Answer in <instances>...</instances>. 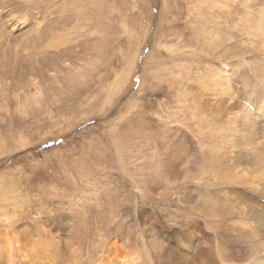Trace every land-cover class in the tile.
Here are the masks:
<instances>
[{
    "label": "rangeland",
    "instance_id": "obj_1",
    "mask_svg": "<svg viewBox=\"0 0 264 264\" xmlns=\"http://www.w3.org/2000/svg\"><path fill=\"white\" fill-rule=\"evenodd\" d=\"M232 1L0 0V264H100L124 247L133 264L250 263L264 185L235 159L232 112L264 103V0Z\"/></svg>",
    "mask_w": 264,
    "mask_h": 264
},
{
    "label": "bare ground",
    "instance_id": "obj_2",
    "mask_svg": "<svg viewBox=\"0 0 264 264\" xmlns=\"http://www.w3.org/2000/svg\"><path fill=\"white\" fill-rule=\"evenodd\" d=\"M225 1V0H224ZM229 1H232V0H229ZM234 1V0H233ZM232 1V2H233ZM236 1V0H235ZM243 0H241L240 2H242ZM248 2V1H247ZM246 2V3H247ZM221 3V2H220ZM227 3H230V2H227ZM245 3V2H244ZM230 5V4H229ZM228 5V6H229ZM245 6V5H244ZM222 7V6H221ZM224 7V6H223ZM230 7H232V6H230ZM225 8H226V6H225ZM233 8V7H232ZM236 8V7H235ZM231 9V8H230ZM221 10V9H220ZM233 10V9H232ZM231 10V11H232ZM235 11V10H234ZM233 11V12H234ZM260 11V10H259ZM222 12V11H221ZM238 12V11H237ZM236 13V12H235ZM231 14V13H230ZM229 15V13L227 14V16ZM236 16H238V15H236ZM235 16V17H236ZM248 16V15H247ZM231 17V16H230ZM233 17H234V15H233ZM239 18V17H238ZM236 19H237V17H236ZM205 21V20H204ZM232 21V20H231ZM202 22V21H201ZM200 22V23H201ZM205 23V22H204ZM204 23H202V24H204ZM236 23V22H235ZM238 24V23H237ZM237 24H236V26H237ZM250 25V24H249ZM210 27V26H209ZM212 27V26H211ZM201 28V27H200ZM203 28V27H202ZM60 29V28H59ZM205 29V28H204ZM209 29V28H208ZM201 31V30H200ZM199 31V33H201V32H204L205 33V31H207V33H208V30L206 29L205 31H201L200 32ZM203 33V34H204ZM206 33V34H207ZM205 34V35H206ZM211 34H212V36H214L215 38H213L212 36H211ZM218 35V34H217ZM204 36V35H203ZM224 37V36H223ZM5 38H7V37H3V40L5 39ZM57 38V37H56ZM204 38V37H203ZM206 39V38H205ZM221 39V38H220ZM226 40V39H225ZM200 41V40H199ZM222 42V40H219L217 37H216V34H215V32L214 31H211V33H209V35H208V37H207V39L204 41L205 43H207L208 44V46H211V47H215V48H212V49H215V51L217 52V50H219L220 51V53L222 54V55H218V58H219V56H221V57H223V58H226V57H228V55L230 54V52H231V50L229 49V48H226V47H223V46H225V45H227V43L225 44V42ZM260 42V41H259ZM233 43V42H232ZM219 46H222L223 48H220L219 49ZM206 47H207V45H206ZM255 47V46H254ZM252 48H253V46H252ZM211 49V50H212ZM258 49H260V48H258ZM213 51V50H212ZM212 51H209V52H212ZM214 51V53H216ZM234 52V51H233ZM217 54H218V52H217ZM214 55V54H213ZM215 56V55H214ZM222 60V59H221ZM221 60H219V61H221ZM216 61V60H215ZM218 61V62H219ZM227 60L226 61H223V62H221V66L219 67V70H221L222 69V67L225 69V68H227L228 66L226 65L227 64ZM223 63V64H222ZM17 65V64H16ZM4 66V65H3ZM16 67V66H15ZM233 68V67H232ZM235 69V68H234ZM226 70V69H225ZM234 71V70H233ZM172 72V71H171ZM211 73H212V71H210ZM217 72V71H216ZM220 73V72H219ZM222 73V72H221ZM264 73V72H263ZM224 73H222V75H223ZM229 74V73H228ZM211 75V74H210ZM225 75V74H224ZM223 75V76H224ZM262 75V74H261ZM226 76H227V74H226ZM226 76H224V77H226ZM209 77V76H208ZM207 77V78H208ZM263 78H264V75H263ZM219 79V78H218ZM222 79V78H221ZM224 79V78H223ZM222 79V80H223ZM235 79V78H234ZM220 81V80H219ZM224 83V82H223ZM194 84V83H193ZM228 85V84H227ZM241 85V84H240ZM84 86V85H83ZM195 86V85H194ZM224 86V85H223ZM256 88H254V90L255 91H260V90H262V91H264V86L261 88L260 86H255ZM222 88V87H221ZM226 88V87H225ZM223 89H224V87H223ZM220 91V90H219ZM226 92V91H225ZM224 92V93H225ZM52 93V92H51ZM228 93V92H227ZM219 94H221V92L219 93ZM262 95V94H261ZM260 95V96H261ZM225 96V95H224ZM216 100V99H215ZM222 100H223V98H222ZM221 100V101H222ZM225 100V99H224ZM231 100H234L233 98H231ZM227 101V100H226ZM219 103V102H218ZM225 103V102H224ZM230 103H231V101H230ZM223 104V103H222ZM230 105V104H229ZM241 105V104H240ZM239 104H237V105H235L236 107H239V109H237L235 112H232L233 113V116H234V118H235V120H236V124L238 123L239 124V126L240 127H238V128H240L239 129V134H237V137L236 138H238L239 137V139H240V143H241V145H245V147L243 148V150L239 153V155L237 154V155H235V159H239V158H245V160L246 161H248V162H250L251 163V161H252V164L254 163L255 164V167H256V171H258L259 172V175H260V177L258 178V180L257 181H262V183H261V185H264V150L263 149H260L258 146H256L254 143H256L254 140H255V138H257V137H260L259 135H257V132H256V130H258V129H261V132H264V119H262V118H264V103H263V100L262 101H258V102H256V105H254V104H252L253 106H251L248 102L247 103H245L244 104V106H247L248 108H245L244 106H240ZM19 106V105H18ZM231 107H233V106H231ZM228 108H229V106H228ZM221 109V108H220ZM217 110V109H216ZM230 110H232V109H230ZM228 111V110H227ZM26 114V113H25ZM230 114H231V112H230ZM231 116V115H230ZM217 117V116H216ZM232 117V116H231ZM233 122V121H232ZM262 123V124H261ZM237 124V125H238ZM213 125V124H212ZM236 125V126H237ZM218 127V126H217ZM234 128V127H233ZM230 129L228 128V131H229ZM227 131V132H228ZM232 132V131H231ZM227 136V135H226ZM231 137H233V136H231ZM262 137L264 138V133H263V135H262ZM261 137V138H262ZM258 139H260V138H258ZM180 141V140H179ZM256 141H258L259 143H260V141L259 140H256ZM219 142V141H218ZM179 143V142H178ZM181 143V142H180ZM264 144V143H263ZM178 145H180V144H177V146ZM183 145V144H182ZM181 145V146H182ZM240 145V146H241ZM243 145V146H244ZM175 146H176V144H175ZM176 146V147H177ZM262 146V145H261ZM183 147H185V146H183ZM187 147V146H186ZM242 147V146H241ZM264 147V146H263ZM170 149V148H169ZM176 149V148H175ZM187 149V148H186ZM185 149V150H186ZM223 149H224V147H223ZM222 149V150H223ZM240 149V148H239ZM182 150V149H181ZM185 150H184V152H185ZM179 151V150H178ZM238 152V151H237ZM185 154H186V152H185ZM189 155V154H188ZM234 157V156H233ZM187 158V157H186ZM232 158V157H231ZM229 160V159H228ZM234 160V159H233ZM242 161V160H241ZM234 162V161H233ZM230 163V162H229ZM244 163V162H243ZM235 164V163H234ZM237 165V164H236ZM239 165V164H238ZM241 165V164H240ZM257 165H259L258 167H257ZM233 166V165H232ZM175 168V167H174ZM218 168V167H217ZM172 169V168H171ZM228 170V169H227ZM222 172V171H221ZM235 172V171H234ZM241 174V173H240ZM222 176V175H221ZM243 176V175H242ZM244 178V177H243ZM183 179V178H182ZM232 179H234V178H232ZM248 179V178H247ZM246 179V180H247ZM237 181H238V179H237ZM243 181V180H242ZM232 183V182H231ZM230 183V184H231ZM235 183V182H234ZM233 183V184H234ZM238 183H240V182H238ZM236 184V183H235ZM261 185L260 184H256L255 186H256V188H255V186L253 187L254 189H257V188H259V186L261 187ZM263 187V186H262ZM258 190H262V191H264V188H260V189H258ZM258 190H257V193H259L258 192ZM234 191V190H233ZM255 191V190H254ZM203 195V194H202ZM201 199L199 200V202L201 201V202H203V203H207V207H209L210 208V212L211 213H213V211H212V209H214V210H216V212H217V214H218V216H221L222 214H227L229 211V209H231V210H234L235 209V207H233V206H231L230 207V204H227V203H225V202H218V201H210V200H208V199H205V198H203V197H200ZM264 198V197H263ZM226 201V200H225ZM199 202H197V203H199ZM234 202V201H233ZM241 202V201H240ZM244 202V201H243ZM200 204V203H199ZM205 205V204H204ZM240 206V205H239ZM199 207V206H198ZM200 207H202V205H200ZM206 207V208H207ZM260 207V206H259ZM264 207V206H263ZM252 209V208H251ZM236 210V209H235ZM200 211V210H199ZM216 212L214 213V214H216ZM232 213V212H231ZM234 214V213H233ZM212 216V215H211ZM227 216V215H226ZM255 216H256V218H257V221H260L262 224L261 225H263L264 226V209H259L256 213H255ZM216 217V215H214V218ZM225 217V216H224ZM255 218V219H256ZM226 220V219H225ZM216 221V220H215ZM223 222V221H222ZM232 222H234V221H232ZM239 222V221H238ZM241 222V221H240ZM224 223V222H223ZM228 223H229V226L227 225L226 226V228L227 227H230V222L228 221ZM227 223V224H228ZM259 223V222H258ZM218 224H221V223H218ZM237 224V223H236ZM236 224H234V225H232V227L233 228H235L236 227ZM222 225V224H221ZM226 225V224H225ZM240 225V224H239ZM191 226V225H190ZM220 226V225H219ZM206 227H207V225H206ZM222 227V226H221ZM208 228V227H207ZM224 228V227H223ZM240 228V227H239ZM256 228V227H255ZM225 229V228H224ZM253 229V228H252ZM264 229V228H263ZM262 229V230H263ZM245 230V229H244ZM242 228H240V231H241V236H242V238L244 239V241L246 240V238H247V236L246 235H244L243 234V231H244ZM248 230V229H247ZM207 231H208V229H207ZM217 231V230H216ZM221 231H224L223 229L221 230ZM264 231V230H263ZM188 232V231H187ZM204 232V231H203ZM207 233V232H206ZM218 233V232H217ZM220 233V232H219ZM246 233V232H245ZM202 234V233H201ZM224 234V233H223ZM261 234V233H260ZM259 234V235H260ZM222 235V234H221ZM171 236V235H170ZM199 236V235H198ZM256 236V235H255ZM261 236H262V234H261ZM226 237V236H225ZM260 237V236H259ZM221 238V237H220ZM164 239V238H163ZM191 239V238H190ZM162 240V239H161ZM236 241V240H235ZM162 242V241H161ZM204 242V241H203ZM203 244V243H202ZM243 244V243H242ZM244 244H249V243H244ZM35 245V244H34ZM211 245V244H210ZM253 245V244H252ZM161 246V245H160ZM164 246V245H163ZM170 246V245H169ZM168 246V247H169ZM38 247V246H37ZM167 246H165V248H166ZM171 247V246H170ZM203 247V246H202ZM245 247H247V246H245ZM41 248V247H40ZM129 249V248H128ZM162 249V248H161ZM168 249V248H167ZM172 250L174 249V248H171ZM203 249H204V247H203ZM249 249V248H248ZM248 249H246V250H248ZM253 249V248H252ZM131 250V249H130ZM129 250V251H130ZM170 250V249H169ZM175 250V249H174ZM229 250V249H228ZM40 251V250H39ZM43 251V250H42ZM128 250H126V248L124 247V252L122 253V255L120 256V258L118 259L117 258V260L116 259H114V257L112 258V259H109V257H111V254L110 253H107V254H105V255H101L102 257L99 259V261H102V263L105 261H107L106 263L107 264H119L120 262H121V259L124 257V259L122 260V262H121V264L123 263V264H133L134 263V261L136 260V254L135 253H130ZM166 251V250H165ZM171 251V250H170ZM169 251V252H170ZM195 251H197V249L195 250ZM194 251V252H195ZM205 251H206V248H205ZM208 251V250H207ZM13 252V251H12ZM45 252V251H44ZM168 252V253H169ZM177 252V251H176ZM228 252H231L230 250L228 251ZM240 252V251H239ZM242 252H244V251H242ZM264 252V246H261V245H259V246H257L256 247V249L255 250H248V257L247 258H249L248 260H251L250 261V263L249 264H258V262L260 263V264H264V255L262 254V256H260V258H259V261L257 262H255V260H254V258H256L260 253H263ZM28 253H30V254H28ZM26 252V251H24L23 252V254H20V255H22L23 256V258H25L27 261H28V264H36L37 263V261L36 260H34V257L35 256H31V253H33V251H29V252ZM41 253V252H40ZM167 253V252H166ZM232 253V252H231ZM245 253H246V251H245ZM10 254V253H9ZM196 254V253H195ZM205 254V253H204ZM209 254V253H208ZM211 254V253H210ZM228 254H230V253H228ZM244 254V253H243ZM247 254V253H246ZM38 255V254H37ZM164 255H166V254H164ZM168 255V254H167ZM166 255V256H167ZM206 255V254H205ZM232 255V254H231ZM245 255V254H244ZM17 256V255H16ZM161 256V255H160ZM165 256V257H166ZM178 256H181V254H178ZM214 256V255H213ZM1 257V256H0ZM38 257V256H37ZM36 257V258H37ZM164 257V256H163ZM162 257V258H163ZM169 257V256H168ZM167 257V259H169ZM172 257V256H171ZM175 257V256H174ZM206 257H208V256H206ZM212 257V256H211ZM210 257V258H211ZM229 257H230V255H229ZM245 257V258H246ZM35 258V259H36ZM46 258H47V256H46ZM173 258V257H172ZM183 258H184V256H183ZM183 258H182V260H183ZM203 258H205V257H203ZM213 258H215V257H213ZM246 258V259H247ZM253 258V259H252ZM39 259V263H37V264H43V263H49V261H47V260H44V259H41V258H38ZM174 259V258H173ZM177 259V258H176ZM231 259V258H230ZM175 260V259H174ZM185 260H189V258H185ZM190 260H191V258H190ZM193 260V259H192ZM209 260H212V259H209L208 258V261ZM21 261V260H20ZM177 261V260H176ZM180 261V260H179ZM55 262V261H54ZM192 262V261H191ZM198 262V261H197ZM199 262H201L200 260H199ZM209 262H211V261H209ZM102 263H100V264H102ZM174 263V262H173ZM172 263V264H173ZM177 263V262H176ZM179 264H180V262H178ZM186 263H188V262H186ZM195 263V262H194ZM202 264H203V262H201ZM58 264V263H57ZM168 264V263H167ZM231 264H237L236 262H232ZM239 264H241V262H239Z\"/></svg>",
    "mask_w": 264,
    "mask_h": 264
}]
</instances>
